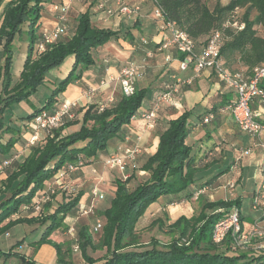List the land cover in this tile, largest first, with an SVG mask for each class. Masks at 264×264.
Here are the masks:
<instances>
[{
	"label": "trees",
	"instance_id": "obj_1",
	"mask_svg": "<svg viewBox=\"0 0 264 264\" xmlns=\"http://www.w3.org/2000/svg\"><path fill=\"white\" fill-rule=\"evenodd\" d=\"M152 1L155 6L163 9L166 20L175 22L198 45L205 44L213 32L221 31L224 39L221 55L230 71L251 73L255 66L264 64V35L258 30L259 27L264 29V0H229L227 4L218 0L213 8L208 5L209 0ZM43 2L44 0L9 1L0 24V50L5 57L3 79L0 82V163L5 159L11 161L6 168L7 176L0 182V195L9 194L5 199L2 197L0 202V235L18 223L46 225L34 246L37 249L43 243L52 244L57 251L58 264H71L74 243H77L86 264H264L263 249L258 250V253L250 246L235 250L231 235L221 244H216L212 239L215 223L229 214L231 207H240L239 198L207 200L198 214L191 217L181 215L169 222V231L179 234L165 248L158 247L159 241H155L151 247H144L138 240L135 225L151 204L168 195L177 196L176 200L179 202L192 198L204 186L191 190L198 167L192 147L186 143L192 115L190 111L169 119L167 127L160 133L156 152L141 167L150 172L149 179L141 181L133 189H129L127 182L121 178L115 180L114 196L110 199V206L102 214L105 224L100 231L99 243L94 242L85 225L79 227L78 238L74 243L56 242L50 238L52 234H60L57 231L64 225L66 216L77 215L80 211L83 192L67 202H61L46 218L41 215L45 208H51L55 194L44 204L42 211L37 213L34 208H30L32 199L35 195L38 196L48 180L60 169H68L69 164L80 158L95 159L100 153H107L110 142L120 135L123 127L130 124L141 108L147 89L136 87L133 94L125 95L120 88L115 100L107 102L103 107L91 104L80 110L75 108L73 118L67 117L60 127L50 132L43 131L34 144L28 145L25 157L17 159L12 156L11 151L17 139L11 136L3 141L4 133L12 134L14 130L11 125L6 126L4 123V111L14 103L29 99L45 82L46 74L51 69L63 64L67 57L73 56L74 63L69 74L59 82L46 104L33 111L29 117L34 118L44 110L54 111L56 97L79 79L83 70L95 64L93 51L111 40L119 39L121 35V31L93 25L90 11H86L78 16L76 30L70 37L64 36L47 46L45 51L38 52L37 43L42 34H39L36 27L41 25ZM240 8H247L241 17L237 13ZM252 9L256 12L253 18ZM26 22L29 23L31 40L29 52L18 80L12 82V44ZM234 22L245 23V27L239 30L233 27ZM180 57L183 58V55ZM241 66L246 70H239L238 67ZM215 107L217 109L219 106ZM79 112H83L81 120L78 118ZM203 120L204 118L202 122ZM78 123L79 130L67 132V128ZM22 206H29L22 217L2 225L13 215L19 216ZM219 208L224 210L217 212ZM158 222L161 221H153ZM67 229L68 226L62 228L63 231ZM184 238L187 240L182 242ZM18 245L15 244L7 252L0 250V264H9L8 260L12 256L19 255L13 252ZM89 248L92 251L106 250V253L100 258H94L89 253ZM19 257L25 264H35L34 260L24 255Z\"/></svg>",
	"mask_w": 264,
	"mask_h": 264
},
{
	"label": "crops",
	"instance_id": "obj_2",
	"mask_svg": "<svg viewBox=\"0 0 264 264\" xmlns=\"http://www.w3.org/2000/svg\"><path fill=\"white\" fill-rule=\"evenodd\" d=\"M9 1L0 0V13ZM61 2L62 0H44V13L41 17L42 29L50 30L56 26V12L53 10L52 5ZM117 2L118 0H76L72 3L67 12L71 20L72 30H76L78 16L83 12L90 11L93 25L121 31V35L119 39L111 40L93 51L95 64L89 69L83 70L81 77L68 85L67 89L56 97L55 106L60 101H77V110H80L91 104L105 105L107 102H111L110 99L114 98L119 86L115 78L124 66L134 61L140 66L136 87L146 88L148 93V90L154 86L155 94L149 97L145 107L138 110L130 124L123 127L120 135L110 142L107 153H100L97 158L92 159L91 165H86L67 177L68 186L82 187L80 192H83V197L80 205L97 206V204L101 205L108 201L107 205L104 206L105 209L108 208L110 199L114 196L116 185L111 183L114 174L112 170L105 168L104 159L121 146L137 144L142 147V153L138 156V160H141L139 167H141L148 157L156 152L159 135L167 127L169 119L176 118L185 111H190L192 115L189 119L190 130L186 143L192 147V154L196 157V166L198 167V172L195 174L196 181L191 190L194 191L204 184H209L211 190L208 198L210 200L239 198L241 200L240 210L243 231L252 233L254 224L259 222L261 232H257L253 237V242L255 241L253 244L257 247L264 242V205L259 210L260 212L255 211L256 215L251 217L250 213L243 208L242 195L238 190L239 188L242 190L248 178L254 176L256 182L252 184L249 192H247L250 198V207H252V199L260 183L259 164L262 156L261 147L256 143L259 144L260 141H264V130L260 138L255 141L239 129L232 112L229 109H224L232 101H236L237 93L221 81L214 70L206 69L196 78L193 68L186 71L179 69L178 58L180 56L175 50H173L174 59L172 61L166 60L165 52L158 51L157 47L161 35L158 31V24L153 18L155 5L152 0H121L122 3L130 6H140L139 13L131 17L119 13H108L109 9L116 10L118 8ZM125 21L127 22L125 23ZM124 26L126 27L125 30H123ZM125 33L126 35H124ZM202 46L198 45V48ZM148 51H153L152 57H156L151 59L152 57L147 56ZM144 56L149 57L150 60L142 59ZM160 57L163 64L157 62ZM64 63L62 64L65 65L63 66L64 70H60L57 76H67L69 74L73 66L72 63H74V57L72 56L70 62ZM238 69L246 70L243 66L238 67ZM155 70L159 71L156 77L159 79L156 83H153L149 80ZM178 80L181 81V91L176 95V103L174 105L163 104L157 112L155 126H148V121L141 118L140 114L150 111L154 107L157 95L163 92L167 85L176 84ZM262 87L264 88V81ZM90 88L95 89L93 94L88 93ZM25 105V107L23 105L24 109L27 111L32 110L26 103ZM215 106L219 107L216 109ZM252 108L257 114V120L264 124V105L258 99H255L252 102ZM210 113H213L214 118L208 123L202 122V119ZM82 115L83 112H79V120H81ZM79 128V123L71 125L67 128V132L72 133L79 130ZM129 137L132 142L126 140ZM26 141L25 145H28V140ZM28 147L23 146V144L22 146H16L13 150L20 153H15L14 157L17 159L25 157ZM246 150L247 153H243L239 168L234 169L236 157ZM101 164L102 167H100ZM92 168L97 169L98 173H94ZM6 176L5 171L2 172L0 182ZM232 182L236 183V185L234 183V188L230 186ZM95 188L103 193V198L93 194ZM176 199L177 196L173 195L162 196L147 208L144 215L146 216L148 213V215L153 216L160 207L161 210L168 213L169 223L181 215L189 216L193 214L189 213L190 207H188L189 209L187 206L178 207L180 204H184L187 199L180 202ZM24 224L18 223L12 226L4 235H0V245L3 244L2 241L5 240V236H11V229L22 227ZM23 230V228H20L17 233L22 234ZM50 238L53 241L62 242L60 234H52ZM23 240L18 241L21 245L13 250L14 253L19 254L16 249L24 244ZM31 254H33V258L29 254L24 256L34 260L35 264H58L56 248L50 243H43L37 249L34 246ZM15 260H17V255L12 256L8 261L17 264L18 262ZM20 261L21 264H25L21 259ZM84 262L81 253L73 254L71 264H84Z\"/></svg>",
	"mask_w": 264,
	"mask_h": 264
},
{
	"label": "built area",
	"instance_id": "obj_3",
	"mask_svg": "<svg viewBox=\"0 0 264 264\" xmlns=\"http://www.w3.org/2000/svg\"><path fill=\"white\" fill-rule=\"evenodd\" d=\"M76 0H62L61 3H54L52 5L53 10L56 12V26L50 30H46L42 33L41 40L37 43V51L43 52L47 46L53 44L56 40L62 38L64 35H70L72 33L71 23L68 18V10L72 3ZM118 8L116 10L109 9V14L119 13L128 17L134 16L139 13L140 6H130L118 0ZM153 18L157 22L158 31L161 38L158 44V51L166 53V60L172 61L174 59L173 50H175L179 56L178 58L179 69L186 71L189 68H193L195 76H199L204 70L212 69L217 73L219 79L229 87L235 90L237 93L236 101L227 106L224 109H229L239 127V129L248 134L253 140L260 138L264 124L257 120V114L252 108V102L258 99L264 105V88L262 82L264 81V64L255 66L251 73L245 71H230L224 62L221 55V47L223 45V35L221 31L213 32L207 42L203 44L201 48H198L195 40L184 30L180 29L175 22L166 20L163 9L155 6L153 10ZM233 27L242 30L245 27V23L234 22ZM72 35V34H71ZM147 56L152 57L153 51H148ZM140 66L135 62H130L124 66L115 80L119 83L122 92L125 95H131L136 89V81L138 77ZM181 81L178 80L176 84L167 85L166 89L157 95L154 107L150 111L142 112L141 118L148 121V126H155V118L157 112L161 109L163 104L174 105L176 103V95L181 91ZM95 89H89L88 93L93 94ZM114 98H111L112 102ZM77 101H64L60 106L56 107L54 111L44 110L38 113L32 123L31 127L36 132L42 135L43 131L50 132L51 130L60 127L65 119L74 117V109L77 108ZM104 105H101L103 107ZM213 114H208L204 117L203 122L207 123L213 118ZM39 136L35 133L28 140V145L34 144L38 140ZM129 141V138H126ZM262 150L261 162L259 164L260 171V183L256 190L253 199L252 207L255 209H261L264 205V141H260L259 144ZM141 153V149L138 145L133 146H121L114 153H111L104 159V166L109 170L124 171L127 165L134 163L137 155ZM243 153H247V150L242 152L236 157L234 162V169L239 168V163L242 159ZM11 161L5 159L0 163V173L4 172L10 165ZM88 161L80 158L77 162L71 163L68 169L62 170V176H69L72 173L77 172L80 168L86 166ZM92 171L96 173V169L92 168ZM235 182L230 184L234 186ZM205 192V189L200 188L194 198L197 199L200 193ZM54 194V188L49 186L46 191L38 194L36 199L30 204V208H34L35 212H40L46 202L51 199ZM94 195H98L99 198H103V193L95 188ZM29 206H24L27 210ZM84 212H87L84 210ZM103 227L102 219H97L93 227L94 233L99 232ZM73 227H70L69 233L72 234ZM260 233L259 222L254 224L253 232L246 233L242 229L241 211L237 206H234L229 214L221 218L215 223L213 228L212 239L216 244H221L225 239L231 235L234 238L233 249L245 248L255 236L254 234ZM258 249L264 250V243L257 246ZM78 246H75V250Z\"/></svg>",
	"mask_w": 264,
	"mask_h": 264
},
{
	"label": "rangeland",
	"instance_id": "obj_4",
	"mask_svg": "<svg viewBox=\"0 0 264 264\" xmlns=\"http://www.w3.org/2000/svg\"><path fill=\"white\" fill-rule=\"evenodd\" d=\"M220 1L222 4H227L229 0H220ZM217 2H218V0H209L208 5L211 8H213ZM246 10H247V8H240L237 11V13L241 17L246 12ZM43 13H44V11L42 9L41 17L43 15ZM3 15H4V9L0 13V24H1V20L3 18ZM255 15H256V12H255V10L252 9L251 10V17L253 18ZM68 18H69V15H68ZM69 20H70V18H69ZM126 22L127 21H125V23ZM70 23H71V20H70ZM36 28H37V31H41L39 33L40 35L44 31L48 30L46 28L42 29L41 25L37 26ZM21 29H22L21 32H19L17 34V36H16V38L12 44V56H13V63L11 66V81L12 82L17 81L19 78L20 72L23 68L25 58L29 52V44L31 42L30 34L28 33L29 23L28 22L24 23L22 25ZM125 29H126V27L124 26L123 30H125ZM258 30H259V33L261 35H264V29L263 28L259 27ZM74 32L75 31L72 30V33H74ZM70 35H64V36L70 37ZM35 47H36V45H35ZM155 57L156 56L152 57L151 59H153ZM144 58H146L147 61L150 60L149 57L144 56L142 59H144ZM4 59H5L4 53L2 50H0V82L3 79L2 66L4 64ZM71 59H72V56H70L69 59H67L64 62H70ZM158 59L159 60L157 62L160 64H163V62L161 60L162 58L160 57ZM135 63L138 64L137 62H135ZM143 63H144V60H143ZM64 64H66V63H64ZM63 66H65V65L61 64L60 66L51 69L46 74L45 82L39 87V89L33 95H31L29 97V99L24 100L20 103H14L12 106H10L7 110L4 111V113H3L4 123L6 124V126L11 125L14 128V130H13L12 134L4 133L3 141H7V139H9L11 136H14L17 139V143L13 147V149H15L16 146H22V144H23V146H28L27 144L25 145V143L27 142L26 140H29L31 138V136L34 135L35 133L39 137L41 136L39 134V132H36V130H33V128L31 127V123H32L34 118L29 117V115H31L33 113V111L42 108L46 104L47 100L51 97L54 89L58 86L59 82L62 79L66 78V76H63V75L57 76V74H59L60 70H64ZM235 67H236V65H235ZM77 71L79 73L80 69H78ZM158 74H159V71H156V70L153 71L149 81H153V83H156V81H158L157 79H159V78H156ZM195 77L197 78L198 76H195ZM160 81H162V79H160ZM136 83H137V81H136ZM118 92H120V85L117 87V90H116L115 96H114V100H115ZM154 94H155L154 93V86H152L148 90L147 96L145 98V102L142 104L141 108H143L147 105V103L149 101V97L153 96ZM63 102L60 101L59 103H57L56 107L60 106ZM25 103L28 105L29 108L32 109L31 111H27L26 109H24V107L26 106ZM22 104L24 105V107ZM210 121H208V122H210ZM130 140H131V138L129 137V142H132ZM134 145H137V144H134ZM130 146H133V145H130ZM139 147L142 151V147L141 146H139ZM13 149L11 151L12 156H14L15 153H20L17 150H13ZM25 153L28 154V150H26ZM141 153H139V155H137L134 163L127 165V167L124 169L123 172L120 170H119L120 171L119 172L117 169L112 170V172L114 174L112 181H111L112 184L113 183L115 184V180L117 178H121L123 181L127 182V187L129 189H133L141 181H145V180L149 179L150 172L142 169L141 168L142 166L139 167L141 165V160H138V156H140ZM82 159H84V158H82ZM92 159H94V158H92ZM92 159L91 158H85V160L88 161V164H86V165H91ZM98 159H100V158H98ZM136 161H137V163H136ZM100 167H102V164ZM7 170H5L6 174H7ZM61 171H62V169H60L58 172H56L53 175V177L48 180L45 187L43 189H41V191L39 192V193L44 192V191H46L47 188H49V186H51L54 188V194H55V196L53 197V202H52L51 208H49V209L45 208V211L41 215L42 218H46L49 214H51L60 205L61 202H67V200L69 201L70 199L74 198L81 191L82 187H77L75 185L74 186L73 185L68 186V184L66 182L68 176L67 175L62 176L60 174ZM97 173H98V170H97ZM195 181H196V179H195ZM255 182H256V180L254 179V176H252L250 179L248 178V181H247L246 185L242 188V190H241V188H239V190H238L239 193H241V195H242L243 208L245 211H248L250 213L251 217H252V215L253 216L256 215L255 211L260 210V209H255L253 207H250V198L247 194V192H249L250 188L252 187V184H254ZM235 185H236V183H235ZM234 187L235 186H233V188ZM202 188L205 189V192L200 193L197 199L189 198L185 201L184 204H182V205L180 204L178 207H181V206L182 207L187 206V208L190 207L191 211L189 210V213H191V214L193 213L192 215L198 214L202 208L203 203L207 200H210L208 198V195H209L210 190H211L210 186L209 185L207 186V184L206 185L204 184V186ZM2 197L5 199V198L9 197V194L0 195V202L3 200V199H1ZM36 197H37V195L34 196V198L32 199V202L36 199ZM107 203H108V201H105L101 205L97 204V206L91 205V206H89L90 208L88 207V205H86V206L81 205L80 211L77 213V215H71L70 214V215L66 216L65 221H64V225H62L61 229L57 231L61 235L60 240L65 241V242L67 241V242H73L74 243V240H77V238H78L77 232H78L79 227H81L82 225H85V228H87L88 233L94 239V242L96 244L99 243V238L101 236L100 235L101 230L99 232L94 233L93 227H94L97 219H102L103 225L105 224V218L102 214H103V211L105 210L104 206H106ZM232 208L233 207H231L230 212H231ZM238 208L240 209V207H238ZM84 210H86L87 212H84ZM223 210L224 209L219 208L216 211L218 212V211H223ZM24 211H25V209L22 206V208H20L19 216L13 215L10 219L5 220L4 222H8L9 220H13L15 218L17 219V218L22 217L24 214ZM167 214L168 213L166 211H163L160 209V207H158V211L155 212V215L150 216V214L148 215V213H147L146 216L143 215L142 217L139 218V220L137 221V223L135 225V231L137 233L138 240L140 241V243H142V246L151 247L155 241H159L158 247L159 248H165V245L167 243H169L173 237L178 236L179 233L169 231L170 228L167 225L168 224ZM192 215H189V216L185 215V216L191 217ZM157 219L160 220L163 223V225H161V222L153 223V221L157 220ZM4 222L2 224H4ZM65 226H68V229L66 231H63L62 228H65ZM70 227H73V229H74L72 231V235H69V234H71L68 231ZM20 228L24 229L23 230L24 232L22 234L17 233V231H19ZM45 229H46V225H41V223H34V224L25 223L24 225H22V227L21 226L18 228L15 227V228L11 229L12 234L10 237H7V236L4 237L5 240L2 241L3 244L0 245V250L5 251V252L10 251V249L13 246H15V244L19 243L18 242L19 240L24 239L23 240L24 244L16 250L19 252V255L29 254L30 257L33 258V254H31V251L34 249V242L38 241L41 238ZM5 233H3L2 235H4ZM186 240H187V238H184L182 240V242H184ZM19 245H21V243H19ZM76 245H77V243L76 244L74 243V245H73V254H77V253L80 254L81 251L79 248L77 250H75ZM248 246H250L251 248H255V252H257V253H258V250H260V249L256 248L255 244H253V240L247 245V247ZM139 247H141V246H139ZM88 250H89V253L94 258H100L106 253V250H100L99 249L97 251H92L91 248H89ZM19 255H17V260H15V261H17L18 263L21 264V261L19 259L20 258ZM12 262H14V261H12ZM9 264H10V262H9ZM84 264H86V263L84 262Z\"/></svg>",
	"mask_w": 264,
	"mask_h": 264
}]
</instances>
